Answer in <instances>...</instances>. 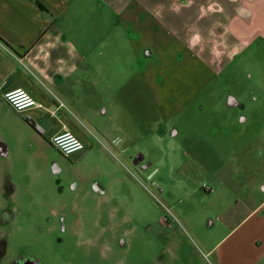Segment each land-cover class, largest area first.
<instances>
[{
    "label": "rangeland",
    "instance_id": "rangeland-1",
    "mask_svg": "<svg viewBox=\"0 0 264 264\" xmlns=\"http://www.w3.org/2000/svg\"><path fill=\"white\" fill-rule=\"evenodd\" d=\"M115 34L103 91L66 111L89 137L84 152L28 138L0 106V214L12 215L0 216L1 264H215L216 230L262 195L264 81L239 59L218 71L166 32L146 44ZM230 94L241 106H226ZM65 116L44 118L56 128Z\"/></svg>",
    "mask_w": 264,
    "mask_h": 264
},
{
    "label": "crops",
    "instance_id": "crops-1",
    "mask_svg": "<svg viewBox=\"0 0 264 264\" xmlns=\"http://www.w3.org/2000/svg\"><path fill=\"white\" fill-rule=\"evenodd\" d=\"M149 31L166 32L192 58L221 72L239 59L251 78L264 81V0H0V106L17 114L4 95L23 88L42 104L18 112L28 138L53 145L55 135L71 131L87 148L88 135L66 111L103 91L100 80L108 72L100 65L111 60L110 37L139 32L146 44ZM227 98V107L241 106L240 98ZM46 114L66 116L55 128L46 125ZM0 147L7 157L3 139ZM260 193L250 205L239 200L247 210L234 225L216 230L207 247L215 264H264V188Z\"/></svg>",
    "mask_w": 264,
    "mask_h": 264
},
{
    "label": "built area",
    "instance_id": "built-area-1",
    "mask_svg": "<svg viewBox=\"0 0 264 264\" xmlns=\"http://www.w3.org/2000/svg\"><path fill=\"white\" fill-rule=\"evenodd\" d=\"M4 99L8 105L20 113L42 107V104L23 88L7 92ZM52 143L65 156H71L85 149L83 141L71 131L58 133L52 138Z\"/></svg>",
    "mask_w": 264,
    "mask_h": 264
},
{
    "label": "flooded vegetation",
    "instance_id": "flooded-vegetation-1",
    "mask_svg": "<svg viewBox=\"0 0 264 264\" xmlns=\"http://www.w3.org/2000/svg\"><path fill=\"white\" fill-rule=\"evenodd\" d=\"M1 148V147H0ZM86 150V147H85V149L83 150V151H85ZM82 151V152H83ZM56 172H60V170L58 169V168H56ZM75 176V178L77 177L76 175H74ZM74 180H76V184H74L73 185V187L75 188V187H77L78 185H77V182H78V180H77V178L76 179H74ZM82 181H84V180H82ZM83 183V182H82ZM93 184V189H95V191H99V192H101V193H105V190L100 186V184L98 183V182H94V183H92ZM7 192H13V187L11 186V185H8V188H7V190H6ZM0 216H1V218H11L12 217V215L11 214H9V213H7V212H2L1 214H0ZM2 238H0V261H1V259H2V257L4 256V254H5V251H6V245H5V243L4 242H2ZM33 263H35V264H39L38 262H36V261H32L31 263H25V262H18V263H14V264H33ZM1 264V263H0Z\"/></svg>",
    "mask_w": 264,
    "mask_h": 264
}]
</instances>
